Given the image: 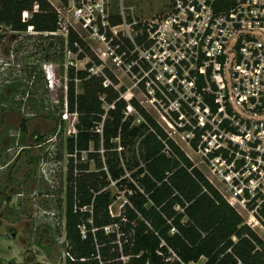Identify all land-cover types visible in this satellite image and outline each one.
Masks as SVG:
<instances>
[{"label": "trees", "instance_id": "16d2710c", "mask_svg": "<svg viewBox=\"0 0 264 264\" xmlns=\"http://www.w3.org/2000/svg\"><path fill=\"white\" fill-rule=\"evenodd\" d=\"M36 4L40 12L30 18ZM0 26L18 33L30 26L38 32L58 28L57 16L45 0H1ZM52 38L57 42L49 47L64 48L63 39ZM3 39L0 34V45ZM47 39L35 38L40 45ZM78 40L69 35L73 52H77L74 44ZM76 78L83 88L81 95L76 93ZM68 79L67 109L77 114V135L68 138L67 151L80 164L75 165L73 158L68 163L65 232L75 261L66 264H197L202 259L205 264H264V241L135 99L129 97L130 105L120 100L102 78L90 77L84 70L69 68ZM132 108L144 119L138 126L133 116H126ZM102 122L101 135L96 129ZM199 138L197 134L192 142L195 149ZM117 139L122 156L133 152L130 160L122 158L123 163L118 154H109L117 148ZM101 145L105 162L99 154ZM91 147L95 153L88 159L95 162V172L81 162ZM112 182L127 201L115 218L109 214V206L117 198L107 190ZM112 224H118L122 234V251L117 235H106L103 230ZM122 256L129 260L124 263Z\"/></svg>", "mask_w": 264, "mask_h": 264}, {"label": "rangeland", "instance_id": "374dc122", "mask_svg": "<svg viewBox=\"0 0 264 264\" xmlns=\"http://www.w3.org/2000/svg\"><path fill=\"white\" fill-rule=\"evenodd\" d=\"M108 12L112 25L126 22L134 27L166 14L168 0H109ZM128 27L118 28L117 37L110 31L109 39L114 36V40L104 45L92 39L83 26L74 24L70 34L79 39L77 52L69 48L63 37H56L64 41V48L59 49L57 44L49 47V43L57 42L52 37L40 45V41L29 35L3 33L0 45V264H66L65 203L70 160L67 140L77 124L67 109L69 68L89 74L91 66L99 67L104 75L102 79L120 97L127 94L140 103L195 167L209 177L200 155L183 140L189 131H182L170 113L177 102L170 89L177 88V84L163 77L164 69L153 59L143 57L145 46L134 42L138 32ZM110 47L114 52L108 51ZM75 83L76 93L83 94L81 82ZM104 110H108L106 104ZM131 116L136 126L144 122L136 111ZM185 117V122L194 120L190 112ZM98 128L102 135L103 122ZM114 143L117 148L109 154H118L122 163L132 158L133 152H127L125 158L121 155L118 139ZM90 153H95L93 147L83 153L81 162L89 165L90 172H95V162L88 159ZM99 154L105 162L103 145ZM77 164H80L78 159ZM42 166L49 170L46 180ZM213 182L217 190L223 191L218 181ZM107 190L117 196L112 210L114 215H119L126 202L124 193L118 186ZM241 213L244 220L249 217L247 211ZM255 233L264 241L262 226ZM205 263L202 259L197 264Z\"/></svg>", "mask_w": 264, "mask_h": 264}, {"label": "built area", "instance_id": "2783aa9c", "mask_svg": "<svg viewBox=\"0 0 264 264\" xmlns=\"http://www.w3.org/2000/svg\"><path fill=\"white\" fill-rule=\"evenodd\" d=\"M45 1L57 16L56 32H38L30 26L26 32L18 33L0 26V34L8 31L33 39L63 37L68 43L70 27L76 24L83 26L92 39L108 45L114 40V36L109 39L110 31L117 37L118 28L130 26L135 31L141 26L134 42L144 45L143 57L153 59L164 69L163 77L177 84V88L170 89L177 99L170 113L176 114L175 119L178 116L176 124L182 131H189L183 140L192 148L200 134L197 149H193L207 168V180L221 184L223 191H218L241 216L242 210L249 213L244 220L246 226L254 232L258 226L264 228V0H168L166 14L134 27L126 22L112 25L109 0ZM39 12V5H34L30 18ZM74 47L79 48L78 41ZM90 74L104 76L96 66L90 67ZM106 82L104 86H110ZM129 97L126 94L119 99L130 105ZM133 111L136 110L132 108L127 116ZM189 112L194 120L185 122ZM71 115L77 123V114ZM76 135L75 127L72 136ZM76 157L69 155L75 161ZM48 171L41 167L45 180L49 178ZM111 186L116 184L112 182ZM109 214L112 218L121 215L113 214L112 204ZM103 230L106 235H117L116 243L122 251L118 224ZM81 234L86 239L84 227ZM64 255L66 262L75 261L68 242ZM128 260L121 257L124 263Z\"/></svg>", "mask_w": 264, "mask_h": 264}]
</instances>
